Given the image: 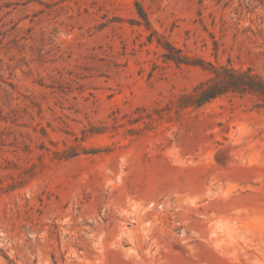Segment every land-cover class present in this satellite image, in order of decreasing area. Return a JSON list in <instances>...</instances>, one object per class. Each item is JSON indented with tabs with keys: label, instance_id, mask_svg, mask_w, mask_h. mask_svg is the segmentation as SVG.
<instances>
[{
	"label": "rangeland",
	"instance_id": "1",
	"mask_svg": "<svg viewBox=\"0 0 264 264\" xmlns=\"http://www.w3.org/2000/svg\"><path fill=\"white\" fill-rule=\"evenodd\" d=\"M207 62L264 78V0H0V264H264V104L178 108Z\"/></svg>",
	"mask_w": 264,
	"mask_h": 264
},
{
	"label": "trees",
	"instance_id": "2",
	"mask_svg": "<svg viewBox=\"0 0 264 264\" xmlns=\"http://www.w3.org/2000/svg\"><path fill=\"white\" fill-rule=\"evenodd\" d=\"M138 14L148 27L149 21L146 13L138 6ZM152 39H149L151 41ZM165 49L164 60L176 64L186 62L181 50L169 41L156 39ZM210 73L205 80L200 81L191 90L180 93L176 98L178 108H199L213 99L227 94L255 95L264 104V78L251 68L239 69L230 64L214 65L207 62L202 65Z\"/></svg>",
	"mask_w": 264,
	"mask_h": 264
}]
</instances>
